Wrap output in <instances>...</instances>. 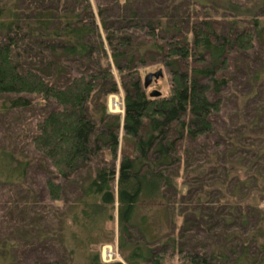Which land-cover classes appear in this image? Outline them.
<instances>
[{
  "label": "trees",
  "instance_id": "1",
  "mask_svg": "<svg viewBox=\"0 0 264 264\" xmlns=\"http://www.w3.org/2000/svg\"><path fill=\"white\" fill-rule=\"evenodd\" d=\"M116 202L112 264H264V0H0V227L61 205L26 264H69L88 222L84 262L104 264Z\"/></svg>",
  "mask_w": 264,
  "mask_h": 264
},
{
  "label": "rangeland",
  "instance_id": "2",
  "mask_svg": "<svg viewBox=\"0 0 264 264\" xmlns=\"http://www.w3.org/2000/svg\"><path fill=\"white\" fill-rule=\"evenodd\" d=\"M161 69H157V70H151V71H147L144 75H143V81L145 80V77L150 74V73H155L157 71H159ZM114 71H116L114 69ZM165 75L163 76V78H160L158 81H154L152 83V85L148 88V93L151 96L154 92H160L161 95L166 94L168 92V88H169V78L168 76H166V72L164 73ZM118 100V102L120 103V107H119V111L118 112H114L115 111V107L112 106L113 103V99ZM124 92L122 90V88H120V91L117 94H113L110 95L108 97L107 100V108H108V113L113 114V115H120L121 118H123L124 116ZM112 111V113H111ZM123 132H121V139H120V150H119V157H118V161H117V165L119 164V159H120V155H121V151L123 148ZM115 192H117V188L115 187ZM73 191H72V187H68V185L66 186V190H65V198L67 200H69V198H72ZM89 207H88V213H89V217L96 218V215H100L102 209L104 208V205L101 202L95 203L93 201L89 202ZM69 207V206H68ZM69 209V208H68ZM67 208H63V206L58 205L57 208L54 210L58 216H62L65 215V211L68 210ZM117 209H118V202H116L115 205V220L106 223L105 226V230L109 232V234L113 235V239H111L112 241L108 244H104L101 246H92L90 252H99L100 253V258L101 261L103 263L102 260V253H103V249L105 247H112V248H117L118 249V222H117ZM82 215V212H80ZM13 215H15V219H19V213L15 212L12 213ZM54 215H49L48 217H46V219H48V223L44 221V219L41 217L39 220L40 222L36 223V227H29L28 224L29 222H25V223H20V221L16 220L17 223H13V222H9L8 225H3L2 227H0V247H4L5 252L7 251V249L12 245V244H17L18 246L13 249V250H9V254L13 257V259H15V262H18L21 260V262L19 264H26L27 262V256H25L24 250L23 248L26 246L25 244L29 241V240H34L36 241V239L43 234V236L46 237L47 242L45 243L47 246L50 247H54L53 244L54 242H51L50 237H52V234L57 233L61 226V219ZM107 216L105 215L103 219H106ZM91 219V220H92ZM97 226L101 225V222L98 223L94 222ZM88 225L85 226L86 228L90 227V228H95L94 224L91 225V222L87 223ZM70 225V223H69ZM72 226V224H71ZM82 228V229H78V227H74L72 226L71 229V233H72V238L71 241L69 242L67 249H69V253H70V258H69V264H85V257L83 255L86 247V243L88 241V238L90 236L89 232L86 230V228ZM16 228H20V231H15ZM89 229V228H88ZM50 234V235H49ZM37 238H31V237H36ZM50 236V237H48ZM104 234H99L97 236V238H103ZM55 238V237H54ZM63 252L65 251L62 247ZM119 250V249H118ZM60 252V253H63ZM71 252H74L73 254H71ZM119 252V251H118ZM7 254V253H6ZM119 254V260L116 262H120V263H124L123 259ZM63 254H61L62 256ZM105 264V263H104ZM112 264V263H111ZM166 264H175V261L173 262H166Z\"/></svg>",
  "mask_w": 264,
  "mask_h": 264
},
{
  "label": "built area",
  "instance_id": "3",
  "mask_svg": "<svg viewBox=\"0 0 264 264\" xmlns=\"http://www.w3.org/2000/svg\"><path fill=\"white\" fill-rule=\"evenodd\" d=\"M114 100V99H113ZM117 100V98H116ZM115 101V100H114ZM118 101V100H117ZM119 107H120V103L117 102V105L115 106V113L118 112L119 110ZM124 110V108H123ZM112 113V111H111ZM119 250L117 248H112V247H105L103 249V253H102V260H103V263L105 264H111V263H115L116 261L119 260Z\"/></svg>",
  "mask_w": 264,
  "mask_h": 264
},
{
  "label": "water",
  "instance_id": "4",
  "mask_svg": "<svg viewBox=\"0 0 264 264\" xmlns=\"http://www.w3.org/2000/svg\"><path fill=\"white\" fill-rule=\"evenodd\" d=\"M164 74L162 70H159L155 73H150L145 77L144 80V86L146 89H148L154 81H158L160 78H163ZM152 97H160L161 93L160 92H154Z\"/></svg>",
  "mask_w": 264,
  "mask_h": 264
},
{
  "label": "bare ground",
  "instance_id": "5",
  "mask_svg": "<svg viewBox=\"0 0 264 264\" xmlns=\"http://www.w3.org/2000/svg\"><path fill=\"white\" fill-rule=\"evenodd\" d=\"M114 100H115V101H114ZM114 100H113L112 106L115 107V106L117 105V102H118V101H117L116 99H114Z\"/></svg>",
  "mask_w": 264,
  "mask_h": 264
}]
</instances>
